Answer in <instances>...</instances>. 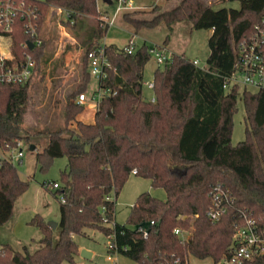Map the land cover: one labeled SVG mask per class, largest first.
Wrapping results in <instances>:
<instances>
[{
  "label": "trees",
  "instance_id": "trees-1",
  "mask_svg": "<svg viewBox=\"0 0 264 264\" xmlns=\"http://www.w3.org/2000/svg\"><path fill=\"white\" fill-rule=\"evenodd\" d=\"M22 1L34 9L31 19L37 33L52 7L64 11L63 22L68 26H74L82 16L100 15L99 0ZM236 1L238 8L215 9L201 0H179L169 9L156 7L152 18L143 17L141 10L123 12V20L134 32L160 24L172 31L177 22H189L194 29H210L209 53L203 67L183 54H173L162 67L157 66L151 100L143 95L149 46L142 43L127 53L115 44H105L111 67L100 85L110 93L98 101L93 122L86 123L77 119L84 106L74 98L86 92L91 78L87 53L109 27L107 23L97 24L83 42L80 80L66 95L62 125L35 132L48 139L36 153L39 170H47L55 158L67 159L60 171L59 187L50 189L59 202L57 238L53 237L54 229L35 214L31 223L39 231V238L19 249L3 244L0 264H75L79 245L74 236H84L89 229L103 232L119 254L137 264H159L173 256H179L182 263L188 256L215 262L230 244L238 209L250 211L264 228V89L223 87L225 77L234 70L239 43L262 16L264 0ZM0 35L9 36L13 61H23L27 55L35 61L33 76L26 83L0 81L2 225L12 216L14 200L28 187V181L21 179L5 153L16 146L22 132H28L24 115L33 99L31 80L38 74L43 76L44 40L32 48L24 45L33 43L34 38L26 31L25 18L20 14L9 32L0 25ZM169 38L166 35L163 44H168ZM239 98L245 112V137L232 144ZM133 169L135 175L150 179L152 187L163 188L166 197L140 193L126 223L120 224L114 217L115 200ZM52 183L41 185L47 188ZM217 184L232 193L234 207L212 222L206 212ZM138 226L146 228V237ZM175 228L185 231L188 238L181 239ZM31 243L37 246L31 248ZM255 264H264V255L257 257Z\"/></svg>",
  "mask_w": 264,
  "mask_h": 264
},
{
  "label": "rangeland",
  "instance_id": "rangeland-1",
  "mask_svg": "<svg viewBox=\"0 0 264 264\" xmlns=\"http://www.w3.org/2000/svg\"><path fill=\"white\" fill-rule=\"evenodd\" d=\"M131 2L130 9L115 12L116 0L111 4L103 0L98 1L100 15L82 16L74 24L68 26L64 12H57L56 8L46 15L39 37L44 40V53L42 56V73L32 78L34 82L33 99L26 108L24 124L28 132H22L19 145L13 151H8L5 156H12V162L16 165L21 179L28 181L27 189L14 200V209L10 219L0 225V246L9 244L14 249H19L22 244H30L31 240L38 239L39 231L31 219L39 214L46 222L59 220V202L52 193L51 184L46 188L43 182H58L60 171L66 167L65 157L55 158L47 170H39L36 165V153L40 152L47 143V136L35 133L37 130L54 128L62 125L63 110L66 95L77 85L80 80L82 67L83 42L92 34L93 29L99 23L105 24L106 20L112 19L104 37L98 42L115 44L118 47L125 45L131 38L136 46L146 43L148 46L162 45L169 56L183 54L190 60H197L198 66L203 67L209 53L207 44L210 29H194L189 22H177L169 31L165 24L155 28H142L134 32L132 26L122 18L125 11L141 10L142 16L152 18L157 10L169 9L177 0H128ZM211 4L213 8L239 7L238 1L201 0ZM54 9V10H53ZM107 18V19H105ZM166 35H169L168 47L163 44ZM9 37L0 36V51H8ZM97 44V43H96ZM158 66L153 56L144 67L143 82L153 78V72ZM162 67L163 65H159ZM97 88V80L90 78L86 93L91 94ZM241 88V87H240ZM251 90V89H250ZM143 95L150 98L152 91L143 84ZM244 107L242 100H237V111L233 116V128L231 135L232 144H236L245 137ZM30 145H35L30 149ZM21 148L23 155L21 161L17 160V151ZM149 192L152 196L165 199L163 188L152 187L150 179L135 174H130L121 188L115 200V221L126 223L131 205L136 197L142 192ZM58 230L54 229L53 237L57 238ZM79 245V251L85 248L91 251L89 259L81 257L80 252L75 256V264H135V262L121 254H113L105 249L108 243L107 236L99 230H86L84 236H74ZM37 246L31 243V248ZM110 255L114 260H108ZM210 258L198 259L189 257V264H210ZM62 264H72L63 262Z\"/></svg>",
  "mask_w": 264,
  "mask_h": 264
},
{
  "label": "built area",
  "instance_id": "built-area-1",
  "mask_svg": "<svg viewBox=\"0 0 264 264\" xmlns=\"http://www.w3.org/2000/svg\"><path fill=\"white\" fill-rule=\"evenodd\" d=\"M117 5L115 12L130 9L131 2L128 0H116ZM34 9L26 7L22 0H1L0 1V25L5 32L12 29L17 15L25 18L26 31L34 38L33 44L40 45L42 39L36 31V25L32 22L31 16L34 15ZM107 19V18H105ZM112 19H107L105 23L109 24ZM3 36V35H0ZM9 37V36H6ZM10 39V38H9ZM104 42L97 43L87 53V68L92 78L97 80V88L91 94L86 92L79 93L74 102L80 105H90L97 107L98 101L104 95L110 93L109 90L100 85L102 79L107 76L110 69V62L105 54ZM27 46V43L24 44ZM10 46V44H9ZM136 44L130 38L128 42L121 48L127 53H132L136 49ZM148 52L156 60V63L163 65L171 56L162 45L149 46ZM198 66V61L192 60ZM35 61L27 55L23 61H13V56L10 51H0V81L8 83H26L34 72ZM200 67V66H199ZM144 85L152 91L153 81H145ZM232 85H237L241 88L258 91L264 89V5L262 16L254 26L252 32L245 37L238 45L237 58L234 64V70L231 75L225 77L223 87L228 88ZM154 100L153 97H150ZM19 145V140L16 141V146L10 151L16 149ZM23 152L21 148L17 151V160H21ZM3 157V154H0ZM12 160V156L9 157ZM135 173V169L131 170ZM59 184L54 182L51 188H58ZM211 203L207 209V217L210 221H218L229 209L234 207V197L229 189L217 184L211 191ZM109 198V197H107ZM63 201V197H60ZM106 221V219H105ZM154 221L151 220L150 224ZM234 231L231 237L230 244L226 251L217 260H211L210 264H255L257 257L264 255V228L259 226L256 219L247 209H238L237 219L233 225ZM137 229L142 232L143 236H147V230L143 226H138ZM174 233L179 235L181 239H187L188 235L180 228H175ZM106 251L119 254L117 249L110 245L109 240L105 245ZM189 257L182 263L179 256H173L171 260L163 259L159 264H189ZM108 260H114L110 255H107ZM135 262V261H134ZM137 264V262H135Z\"/></svg>",
  "mask_w": 264,
  "mask_h": 264
},
{
  "label": "crops",
  "instance_id": "crops-1",
  "mask_svg": "<svg viewBox=\"0 0 264 264\" xmlns=\"http://www.w3.org/2000/svg\"><path fill=\"white\" fill-rule=\"evenodd\" d=\"M179 2V0L175 1V5ZM107 4H111L112 1L111 0H107V2H105ZM52 8H56V11L57 12H64L62 9L58 8V7H52ZM51 8V10H52ZM50 10V11H51ZM54 10V9H53ZM212 30H210V34H211ZM168 47V44L167 46ZM152 97V95H151ZM96 108H94L93 106H90V105H85L84 106V109L83 111L77 116V119L78 120H81L83 122H86V123H91L93 122V117H94V112H95ZM15 205V204H14ZM14 205H13V209H14ZM58 223V221H56ZM6 223V222H5ZM39 238V237H38ZM33 240H36V239H33Z\"/></svg>",
  "mask_w": 264,
  "mask_h": 264
},
{
  "label": "water",
  "instance_id": "water-1",
  "mask_svg": "<svg viewBox=\"0 0 264 264\" xmlns=\"http://www.w3.org/2000/svg\"><path fill=\"white\" fill-rule=\"evenodd\" d=\"M109 1V0H108ZM27 45L32 48L33 47V43L31 42H28ZM30 149H34V145H30ZM52 229H55L56 226H57V222L56 221H47L46 222ZM80 255L81 257L85 258V259H89L92 255L91 251L85 249V248H82L80 249Z\"/></svg>",
  "mask_w": 264,
  "mask_h": 264
}]
</instances>
